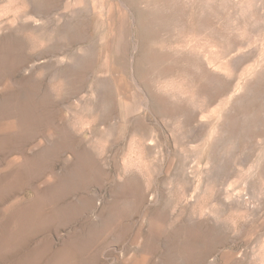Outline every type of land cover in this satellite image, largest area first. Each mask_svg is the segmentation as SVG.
<instances>
[{"label": "rangeland", "instance_id": "rangeland-1", "mask_svg": "<svg viewBox=\"0 0 264 264\" xmlns=\"http://www.w3.org/2000/svg\"><path fill=\"white\" fill-rule=\"evenodd\" d=\"M213 263L264 264V0H0V264Z\"/></svg>", "mask_w": 264, "mask_h": 264}, {"label": "bare ground", "instance_id": "bare-ground-1", "mask_svg": "<svg viewBox=\"0 0 264 264\" xmlns=\"http://www.w3.org/2000/svg\"><path fill=\"white\" fill-rule=\"evenodd\" d=\"M236 199V198H235ZM246 205V204H245ZM162 240V239H161ZM261 248H262V246H261ZM263 252V251H262ZM210 254V253H209ZM243 257V256H242ZM217 259V258H216ZM263 259V258H262ZM210 261V260H209ZM218 262V261H217ZM239 262V261H238ZM211 263H212V261H211ZM214 264V263H213Z\"/></svg>", "mask_w": 264, "mask_h": 264}]
</instances>
